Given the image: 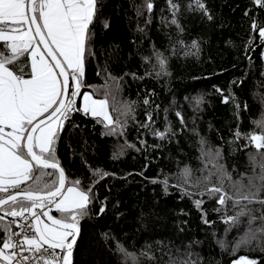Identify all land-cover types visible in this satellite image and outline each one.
<instances>
[{
  "label": "trees",
  "instance_id": "16d2710c",
  "mask_svg": "<svg viewBox=\"0 0 264 264\" xmlns=\"http://www.w3.org/2000/svg\"><path fill=\"white\" fill-rule=\"evenodd\" d=\"M150 2L153 9L148 11L144 7L137 16V7L143 6L145 0H99L98 18L90 26L91 54H86L83 78L86 86L81 89L79 107L86 90L93 93L98 89L94 96L102 98L106 82L113 84L111 75L122 78L117 107L120 101H135V120L129 118L123 136H104L102 125L94 118L75 112L60 133L57 156L69 182L79 178L87 187L91 180L88 166L114 174L95 185L89 213L80 220L81 232L73 249V264H189L191 261L232 264L240 256L264 264L261 250L264 240L260 246L253 241L235 254L231 251L238 233L243 234L248 227V216L241 217L238 229L232 228L226 234L228 226L222 222L223 211H213L221 207L215 199L198 194L182 197L174 187H169L165 194L162 184L152 182L167 177L170 185L183 184L178 173L185 165L193 170V182L201 178L200 169L204 165L199 159L200 137L206 138L209 146L221 149L223 158L218 163L226 167L232 181L243 177L242 183L247 185L248 177L261 174L264 149L258 150L244 135L236 140L235 133L237 130L242 134L262 131L253 121L260 120L264 114V58L261 57L264 46L260 44L258 30L253 32L251 25L253 21L264 25V8L254 0H202L213 17L209 21L195 8V0H173L180 6L177 19L181 31L170 23L172 12L168 0ZM253 36L252 47L245 53V46ZM193 40L200 46L198 56L191 54L195 50L188 47ZM3 45L0 41V49ZM153 49L167 58L170 76H155ZM144 57H150L151 61L145 62ZM11 68L17 74L28 76L30 57L26 54L19 58ZM214 86L223 90V96ZM200 96L204 102L194 110L196 98ZM225 96L229 97L228 103H224ZM233 96L240 105L238 117ZM145 98L149 100L148 105L143 103ZM176 112L181 113L184 125ZM110 114L114 119L118 115L111 108ZM149 114L151 121L147 118ZM145 123L149 124L148 129L141 127ZM168 126L174 135L169 133L161 140L152 134L153 130L163 132ZM125 140L141 150L127 148L118 159H113L118 145ZM142 140L146 142L144 145L140 143ZM205 187L202 182L199 188H189V191L196 194ZM224 188L232 193L227 179ZM259 198L264 199V192ZM196 199L204 201L200 208L194 204ZM102 203L103 214L99 212ZM247 207L257 218L253 228H260L264 205L253 203ZM201 209L212 223L203 222ZM239 210L228 203L227 215H235ZM53 213L59 215L55 210ZM0 216H4L2 223L13 221L4 212ZM14 229L15 223L11 225L12 232ZM4 235L0 229L1 247ZM217 240H224L227 248L222 249ZM117 243L134 253L135 259L129 257L125 261L116 251Z\"/></svg>",
  "mask_w": 264,
  "mask_h": 264
},
{
  "label": "snow or ice",
  "instance_id": "6c2138e0",
  "mask_svg": "<svg viewBox=\"0 0 264 264\" xmlns=\"http://www.w3.org/2000/svg\"><path fill=\"white\" fill-rule=\"evenodd\" d=\"M254 3L264 8V0H254ZM168 5L172 12L170 23L183 31L177 19L180 6L173 3V0H168ZM144 7L151 11L153 4L150 0H145L143 6L137 7V16ZM195 8L202 11L209 21L213 19L202 0H195ZM98 12L99 0H0V41L4 42L0 49V193H8L6 198L0 196V212L13 217V221L2 223L4 216H0V229L5 234L3 247H0V261L4 264H73V249L80 234V220L89 213V205L95 198V185L100 179L114 175L101 168L93 169L88 166L91 180L87 187L79 178L69 182L57 156V143L71 114L80 112L85 117L90 115L96 123L102 125L104 131L101 135L104 136H123L129 118L135 120V101H120L117 107L122 78L111 75L109 79L113 84L108 85L106 82L102 98L94 96L98 89H94L93 93L84 92L82 105L76 106V98L86 86L83 78L86 54H91L90 26L98 18ZM251 27L253 32L258 30L260 44L264 46V25L253 21ZM254 39L253 36L248 40L245 53L252 47ZM180 43L183 44V41ZM188 47L195 50L191 54L199 55L200 46L196 40ZM26 54L31 60L29 78L11 70V65ZM187 54L189 53L186 52ZM153 55L156 60L153 65L155 76H170L167 58L163 53L153 49ZM261 57L264 58V53H261ZM248 59L251 63V57ZM144 60L150 62L151 58L144 57ZM214 88L223 96L222 89L216 86ZM232 101L238 117L240 105L235 102L234 96ZM203 102V96L197 97L194 110H198ZM228 102L229 97L225 96L224 103ZM143 103L148 105L149 100L145 98ZM110 108L118 113L115 119L110 114ZM176 115L184 125L181 113L176 112ZM147 118L148 121L152 119L150 114ZM253 123L262 129L260 134H242L237 130L235 138L239 140L244 135L258 150L264 149V114ZM141 127L148 129L149 124L145 123ZM5 129L10 131L6 132ZM193 132L199 136L195 129ZM169 133L175 134L170 126L163 132L152 131L161 140ZM140 143L144 145L146 142L142 140ZM198 143L199 159L204 165L200 169L201 178L193 182V170L185 165L178 173L183 184L170 185L167 177L152 182L162 184L165 194H168L169 187H174L181 192L182 197L198 194L201 197L207 195L210 200L215 199L221 207L214 208L213 211H223L221 219L228 226L226 234L232 228L238 229L241 217L248 216V227L243 234L238 233L231 249L233 254L242 246H250L253 241H257V246H260V241L264 240V215L260 217L261 227L254 229L253 223L257 218L247 205H264V199L259 198L264 192V165H261L258 177L247 178V185L242 183L243 177L240 181H232L226 167L218 163L223 158L221 149L209 146L204 137H200ZM127 148H136V145L125 140L124 144L118 145L119 150L112 158L118 159ZM250 159L253 158L250 156ZM209 164L212 165L211 168L208 167ZM205 172L207 175H203ZM226 179L232 188L231 194L224 188ZM202 182L206 187L199 193L189 191V188H199ZM229 202L234 209H240L235 215H227ZM203 203L202 199L194 200L198 208ZM53 209L58 216L52 215ZM99 212H105L103 203ZM201 212L203 222L212 223L207 219V213L202 209ZM16 218L22 222L17 223ZM13 223L20 229L19 232L11 231ZM105 238H108L107 234ZM217 244L222 249L227 248L224 240H217ZM261 250L264 251V247ZM116 251L123 255L125 261L129 257L135 259V254L128 252L120 243L116 244ZM26 252L28 255H25ZM189 264L196 262L191 261ZM232 264L258 262L240 256L232 260Z\"/></svg>",
  "mask_w": 264,
  "mask_h": 264
},
{
  "label": "built area",
  "instance_id": "2783aa9c",
  "mask_svg": "<svg viewBox=\"0 0 264 264\" xmlns=\"http://www.w3.org/2000/svg\"><path fill=\"white\" fill-rule=\"evenodd\" d=\"M80 95H81V94H80ZM80 95L76 98V106H77V107H79V98H80ZM74 114H75V112H73V113L71 114V117H72ZM0 194H7V193H0ZM16 222H17V223H20V222H22V221H20V219H18ZM19 231H20V229L17 228L16 225H15V229H14L13 232H19ZM5 251L7 252L8 250H5ZM57 251H59V250H57ZM25 255H28V253L26 252ZM0 264H4V262L0 261Z\"/></svg>",
  "mask_w": 264,
  "mask_h": 264
},
{
  "label": "water",
  "instance_id": "95a60500",
  "mask_svg": "<svg viewBox=\"0 0 264 264\" xmlns=\"http://www.w3.org/2000/svg\"><path fill=\"white\" fill-rule=\"evenodd\" d=\"M38 39V38H37ZM41 48L43 49V46L41 45ZM49 58V60L51 59L50 57H48ZM11 70H13L12 68H11ZM14 71V70H13ZM15 72V71H14ZM16 73V72H15ZM61 166L63 167V165L61 164ZM64 168V167H63ZM65 169V168H64ZM65 172H66V170H65ZM66 176H67V172H66ZM8 195V194H7ZM7 195H5L4 197L6 198L7 197ZM52 215H55L53 212H52ZM80 226V225H79ZM80 232H81V226H80ZM79 236H80V234H79ZM79 236L77 237V240H78V238H79ZM1 247V246H0Z\"/></svg>",
  "mask_w": 264,
  "mask_h": 264
},
{
  "label": "rangeland",
  "instance_id": "374dc122",
  "mask_svg": "<svg viewBox=\"0 0 264 264\" xmlns=\"http://www.w3.org/2000/svg\"><path fill=\"white\" fill-rule=\"evenodd\" d=\"M41 47V46H40ZM42 49V48H41ZM25 68L26 67H28V66H24ZM26 69H28V68H26ZM26 78H29V76L28 77H26ZM84 92H89V93H92L91 91H89V90H86V91H84ZM95 98H97V97H95ZM82 103H83V94H82V96H81V105H82ZM6 132H7V130H5Z\"/></svg>",
  "mask_w": 264,
  "mask_h": 264
},
{
  "label": "crops",
  "instance_id": "0c3cea01",
  "mask_svg": "<svg viewBox=\"0 0 264 264\" xmlns=\"http://www.w3.org/2000/svg\"><path fill=\"white\" fill-rule=\"evenodd\" d=\"M47 59H49L48 57H46ZM30 70H31V60H30ZM28 77V76H25V78Z\"/></svg>",
  "mask_w": 264,
  "mask_h": 264
},
{
  "label": "flooded vegetation",
  "instance_id": "af4514ba",
  "mask_svg": "<svg viewBox=\"0 0 264 264\" xmlns=\"http://www.w3.org/2000/svg\"><path fill=\"white\" fill-rule=\"evenodd\" d=\"M22 75H23V74H22ZM5 130L10 131V129H5Z\"/></svg>",
  "mask_w": 264,
  "mask_h": 264
}]
</instances>
